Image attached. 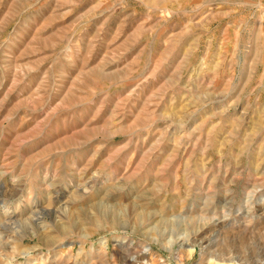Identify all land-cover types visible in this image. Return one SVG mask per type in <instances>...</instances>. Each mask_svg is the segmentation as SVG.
<instances>
[{
  "label": "rangeland",
  "instance_id": "374dc122",
  "mask_svg": "<svg viewBox=\"0 0 264 264\" xmlns=\"http://www.w3.org/2000/svg\"><path fill=\"white\" fill-rule=\"evenodd\" d=\"M132 251L264 264V0H0V264Z\"/></svg>",
  "mask_w": 264,
  "mask_h": 264
},
{
  "label": "bare ground",
  "instance_id": "6f19581e",
  "mask_svg": "<svg viewBox=\"0 0 264 264\" xmlns=\"http://www.w3.org/2000/svg\"><path fill=\"white\" fill-rule=\"evenodd\" d=\"M48 184V183H47ZM9 218V217H8ZM208 225V224H207ZM214 240V239H213ZM180 246V245H179ZM207 246V245H206ZM145 248V247H144ZM143 247L141 248V251L140 252H137V253H144V251H146L147 248L144 249ZM148 250V249H147ZM203 250V249H202ZM201 250V251H202ZM136 252H130L129 253V256L131 257L130 259H132V262L133 264H151L150 261H149V258L146 259V257L143 255V256H138ZM148 252V251H147ZM203 252V251H202ZM205 252V251H204ZM181 253V252H180ZM158 257V256H157ZM139 258H142L143 261L142 262H136L137 259ZM129 259V258H128ZM136 259V260H135ZM214 259L215 261L218 263V264H233V263H238V264H242V261H234V257H224V256H217V255H214ZM157 260V259H156ZM141 261V260H140ZM123 264V263H122ZM131 264V263H130Z\"/></svg>",
  "mask_w": 264,
  "mask_h": 264
}]
</instances>
